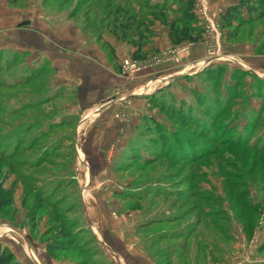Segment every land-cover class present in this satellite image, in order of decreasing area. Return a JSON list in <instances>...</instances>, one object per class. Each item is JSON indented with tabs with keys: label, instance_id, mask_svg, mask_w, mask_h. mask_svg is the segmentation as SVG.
Here are the masks:
<instances>
[{
	"label": "rangeland",
	"instance_id": "rangeland-1",
	"mask_svg": "<svg viewBox=\"0 0 264 264\" xmlns=\"http://www.w3.org/2000/svg\"><path fill=\"white\" fill-rule=\"evenodd\" d=\"M232 3L0 0V253L264 264V28ZM63 220L85 258L49 256Z\"/></svg>",
	"mask_w": 264,
	"mask_h": 264
},
{
	"label": "trees",
	"instance_id": "trees-1",
	"mask_svg": "<svg viewBox=\"0 0 264 264\" xmlns=\"http://www.w3.org/2000/svg\"><path fill=\"white\" fill-rule=\"evenodd\" d=\"M236 1L237 2L233 0L232 5L225 8L223 13L220 14V19L227 26L234 27V29H232L233 35L235 34L237 35L236 30L243 29L245 27H248V25H251V24H253L252 26L260 25L262 26V28H264V13H263L264 10L262 7V5H264V0H236ZM185 2L187 6L191 4V0H183L184 8H185ZM244 9L246 13L243 14L242 12ZM168 28H169L168 36L171 39L172 44H180L185 41L194 42L199 37L198 35L199 33H197V36L191 35L192 30L185 25V21L179 27H175L174 24L171 23L168 26ZM252 31L253 30H251V32ZM260 35L264 36V29L260 31ZM262 45L264 47V39L262 40ZM5 197H10V196L7 195V192L0 189V208L1 207L7 208L9 206V202H7V200L4 199ZM60 216L63 217V215H60ZM58 225H60L61 227L60 228L56 227V231H54L55 235H52V238L48 241L50 242L49 243L50 245L48 247L49 256L51 258H56L59 260L63 259L64 257H69V254H67L68 253L67 247H71L69 245H73L75 249L85 258L86 255L89 254V252L76 243L71 244L70 239H73L70 237L71 233L68 234L66 232L67 230H70L71 228H73L74 224L67 223L65 220H63L61 223H58ZM48 233L44 234L43 237L46 239L49 238L50 236L48 235ZM92 239L95 243L97 242L95 237L92 236ZM96 252L97 251L95 250L93 252V255L96 254ZM98 263L105 264L104 261L102 260L100 261L96 260L95 262L94 258L88 264H98ZM0 264H19V263L13 260V255L11 253H8V254L0 253Z\"/></svg>",
	"mask_w": 264,
	"mask_h": 264
},
{
	"label": "crops",
	"instance_id": "crops-1",
	"mask_svg": "<svg viewBox=\"0 0 264 264\" xmlns=\"http://www.w3.org/2000/svg\"><path fill=\"white\" fill-rule=\"evenodd\" d=\"M113 77V76H112ZM96 87H97V85H96ZM102 235L103 236H106L105 237V242H108L109 244H111V245H114V247H117L118 248V251L120 252V256H122L123 257V259L124 260H126V262L128 263V259H127V254L125 253L124 254V251H122L121 250V248H120V246H122V245H118L114 240H116V239H114L115 238V236H112V234L111 233H107V232H102ZM99 240V239H98ZM117 244V245H116ZM122 244V243H121Z\"/></svg>",
	"mask_w": 264,
	"mask_h": 264
},
{
	"label": "built area",
	"instance_id": "built-area-1",
	"mask_svg": "<svg viewBox=\"0 0 264 264\" xmlns=\"http://www.w3.org/2000/svg\"><path fill=\"white\" fill-rule=\"evenodd\" d=\"M123 67L130 69V70H135V66L132 63H128V60L124 59L123 61Z\"/></svg>",
	"mask_w": 264,
	"mask_h": 264
}]
</instances>
